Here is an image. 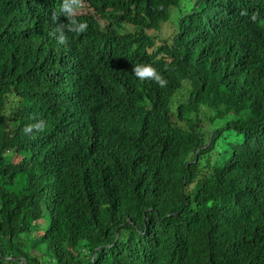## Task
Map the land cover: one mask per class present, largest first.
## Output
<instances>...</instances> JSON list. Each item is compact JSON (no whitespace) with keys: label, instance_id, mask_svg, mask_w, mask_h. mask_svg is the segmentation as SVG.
I'll use <instances>...</instances> for the list:
<instances>
[{"label":"trees","instance_id":"16d2710c","mask_svg":"<svg viewBox=\"0 0 264 264\" xmlns=\"http://www.w3.org/2000/svg\"><path fill=\"white\" fill-rule=\"evenodd\" d=\"M248 1L0 0V264H264V42L223 30ZM80 2L104 28L68 31ZM199 43L227 66L186 78Z\"/></svg>","mask_w":264,"mask_h":264},{"label":"clouds","instance_id":"9594fccd","mask_svg":"<svg viewBox=\"0 0 264 264\" xmlns=\"http://www.w3.org/2000/svg\"><path fill=\"white\" fill-rule=\"evenodd\" d=\"M216 1H217L216 4L218 5H215L211 10L216 14L215 15L216 17H220L222 13L225 12L226 9H228V8L221 7V6L232 5V2L231 0H216ZM246 8L248 10L249 16L247 17V19H245V21L239 19L235 15L234 17L226 21L223 30L226 31V34H231L236 39H237V35L241 31H245L244 34L242 35L240 42L243 41V43L247 44L248 46H252L255 43L261 44L264 42V16L258 17L257 12L258 11L260 12L262 10L263 4L258 3L256 0H249ZM63 10L65 12L70 13L72 9L68 5H65ZM187 14H193V12L191 11L190 13H187ZM81 15H89L91 17L94 16L99 28L101 29L105 27V25L101 26V23L104 24V22L102 21V18H100L99 15L94 14V11L92 9H88L85 3L80 2L77 4V7L73 8L72 10V13L70 16L74 18L75 21H72L71 25L68 26V31L78 33L81 35V33L87 29V24L85 22L80 21ZM52 19L55 21L56 16H53ZM153 32L155 31L152 30V33ZM50 35L54 36L56 39V42L60 45L65 44V42L67 41V36L65 35L63 26L58 25L54 27ZM206 47H207L206 45L199 43L198 44V49H199L198 57H195V59L187 58L188 63H189L188 66L190 68L184 63L185 65L184 75L186 76V78L187 76L191 75V72L193 71L197 72L201 68L202 63L204 62L207 63L206 64L207 70H210L213 67L217 69L216 67L217 65H220L222 69L226 68L227 66L226 59L214 62L216 53L212 51L210 55H206L205 54ZM234 57H236V55H234ZM151 65L137 64L133 67L132 72L140 80L150 79V80L157 82L160 86H163L166 83V81L162 78L161 74L157 71V69ZM230 79H231V76L228 73H226L227 82L234 83V81ZM198 83H199L200 89L206 88V83L202 78H199ZM159 118L157 120V124L155 128L156 130H160L159 129L160 124L158 122ZM44 128H45V122L41 120L34 124L26 125L24 128V133L34 134V130L36 132H39V131H42Z\"/></svg>","mask_w":264,"mask_h":264},{"label":"rangeland","instance_id":"374dc122","mask_svg":"<svg viewBox=\"0 0 264 264\" xmlns=\"http://www.w3.org/2000/svg\"><path fill=\"white\" fill-rule=\"evenodd\" d=\"M80 12H81V11H80ZM104 25H105V24L101 23V26H104ZM169 27H170V25L168 26L167 24H166V26H165V25L162 26L161 29L159 30V33H160L161 31L169 30ZM128 29H130L129 26H128ZM162 35H163V32H162Z\"/></svg>","mask_w":264,"mask_h":264}]
</instances>
